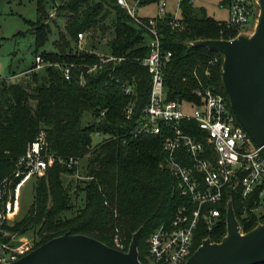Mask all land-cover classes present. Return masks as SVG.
<instances>
[{"label":"trees","instance_id":"16d2710c","mask_svg":"<svg viewBox=\"0 0 264 264\" xmlns=\"http://www.w3.org/2000/svg\"><path fill=\"white\" fill-rule=\"evenodd\" d=\"M43 1L37 0V19L30 22L34 53L51 63L72 64L70 77L65 79L55 65L27 72L29 77L23 82L0 77V188L4 179L12 176L18 158L41 133L50 153L64 158L85 157L87 179L79 187L82 203L76 205L72 201L76 185L71 191L70 183L64 184L62 179L64 174L74 175L76 167L54 164L43 176H33L32 202L21 218L1 226L7 234L0 240L9 241L13 235L17 238L32 231L37 247L67 232L88 235L126 251L132 234L140 228L139 260L146 264L149 234L160 223L170 221L181 203L174 178L161 166L164 135L131 133L134 117L149 100L151 76L141 63L148 53L147 32L116 0H64L53 6V20ZM157 1L139 0V5ZM179 14L181 26L175 29L168 24L171 11L157 20L162 46L172 52L164 69L166 99L200 103L194 90L203 86L228 98L222 81L223 55L191 42L231 39L237 31L190 0L180 2ZM59 18H64L62 28ZM52 23L57 29L53 49L39 52L49 39ZM80 32L86 34L83 49L78 46ZM106 34L110 38L102 43ZM99 53L120 60L102 63ZM214 58L218 62L211 65ZM93 65L96 69L88 72ZM33 67L34 62L24 71ZM116 78L132 85L131 97L122 93ZM130 101L134 103L133 117L127 120L124 108ZM228 102L230 105L229 98ZM186 130L198 138L202 133L194 121L188 122ZM95 132L102 135L96 142ZM18 180L12 178L10 187ZM6 199L7 193L3 201ZM229 200L245 231L264 222V212L252 210L257 195L244 198L227 190L222 202L215 205L222 209L220 222L212 230L198 229L194 249L205 238L213 242L223 239ZM116 235L122 248L114 243Z\"/></svg>","mask_w":264,"mask_h":264},{"label":"built area","instance_id":"2783aa9c","mask_svg":"<svg viewBox=\"0 0 264 264\" xmlns=\"http://www.w3.org/2000/svg\"><path fill=\"white\" fill-rule=\"evenodd\" d=\"M168 1L158 0L156 16L143 20L137 15L139 0H116L137 24L145 28L148 35V53L141 59V63L151 76L149 100L134 117L135 125L131 133L164 135L162 148L165 157L161 166L174 178V189L181 199L172 219L160 223L149 234L144 257L146 264H184L203 243L202 241L194 249L198 229L204 227L212 230L220 222L222 209L215 205L222 202L227 190L237 192L244 198L257 195L256 207L252 210L264 212V152L238 121L231 104L229 105V97L210 86H203L194 90L200 103L166 99L164 69L172 52L162 46L157 20L166 14ZM174 1L175 8L171 11L172 18L168 22L171 29L181 26L179 13L182 0ZM224 2L229 12L226 23L237 31L235 37L254 29L260 13L258 0ZM54 15V11L49 13V17ZM77 38L79 49H83L86 34L80 32ZM99 54L102 63L120 60L104 53ZM34 60V67L24 71V74L47 65H55L62 71L65 79H69L72 64L51 63L39 54ZM217 62L218 58H214L210 64ZM96 67L97 65L91 66L88 72ZM115 83L124 95H133V87L127 81L116 78ZM124 110L126 119L131 120L134 103L130 101ZM190 121L196 122L202 131L200 138L187 132L186 126ZM94 137L101 138L102 135L95 132ZM80 160L75 156L64 158L50 153L41 133L18 158L12 176L8 177V181L4 179L0 188V229L16 216L20 188L24 182L33 176H43L54 164L78 169ZM12 178L19 180L11 188ZM5 193L7 199L3 201ZM240 231L247 232L241 223ZM116 245L123 247L122 244ZM34 248L33 239H19L13 235L9 241L0 240V264L16 261Z\"/></svg>","mask_w":264,"mask_h":264},{"label":"water","instance_id":"95a60500","mask_svg":"<svg viewBox=\"0 0 264 264\" xmlns=\"http://www.w3.org/2000/svg\"><path fill=\"white\" fill-rule=\"evenodd\" d=\"M258 1L260 13L253 30L233 39H199L191 44L223 55L222 81L232 110L264 152V0ZM226 221L223 239L213 242L206 238L184 264L264 263V222L242 233L232 200L228 202ZM140 233L139 228L132 234L123 251L91 236L66 232L7 264H142ZM6 234L0 229V236Z\"/></svg>","mask_w":264,"mask_h":264},{"label":"rangeland","instance_id":"374dc122","mask_svg":"<svg viewBox=\"0 0 264 264\" xmlns=\"http://www.w3.org/2000/svg\"><path fill=\"white\" fill-rule=\"evenodd\" d=\"M64 0H44L43 5L45 11L50 13L55 12L53 6L59 5ZM223 0H193L194 6L206 8L208 14L218 20H227L229 16L228 8L222 2ZM167 7L174 11L175 1L169 0ZM37 0H0V77L6 78L12 82H23L28 79L26 70L35 60L37 53L35 52L34 35L29 31L30 22H35L37 19ZM157 2H151L145 5H139L137 8V15L140 17H154L157 14ZM49 19H56V14ZM58 24L62 28L64 25V18L57 19ZM51 34L46 44L39 48L41 50H52L53 40L56 38L57 29L54 24H51ZM110 36L102 39L105 43ZM86 42V41H84ZM89 45V44H88ZM13 72L15 73L14 75ZM27 76V77H26ZM99 137L94 138V142L99 140ZM87 160L84 157L79 162V167L74 175L64 174L62 179L64 184L70 183L71 191L76 185L77 190L72 194L73 204L80 205L82 203L83 193L79 190L82 181L86 178L85 166ZM34 178L28 179L20 188L19 208L15 219L21 218L27 211L32 202V182ZM67 216L71 213L67 212ZM33 232L27 231L24 234L17 236L19 239H33ZM114 243L123 244L118 235L114 237Z\"/></svg>","mask_w":264,"mask_h":264},{"label":"crops","instance_id":"0c3cea01","mask_svg":"<svg viewBox=\"0 0 264 264\" xmlns=\"http://www.w3.org/2000/svg\"><path fill=\"white\" fill-rule=\"evenodd\" d=\"M192 1H193V0H192ZM223 1H224V0H223ZM223 1H222V2H223ZM224 5H225V4H224ZM225 6H226V5H225ZM167 11H172V8H171V7H170V8L167 7ZM12 75H14V74H12ZM14 82H15V81H14Z\"/></svg>","mask_w":264,"mask_h":264}]
</instances>
